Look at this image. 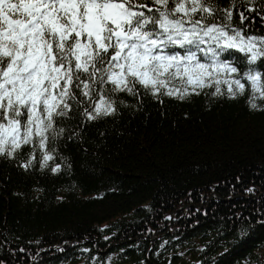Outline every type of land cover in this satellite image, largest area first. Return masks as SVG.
<instances>
[{"label":"trees","instance_id":"16d2710c","mask_svg":"<svg viewBox=\"0 0 264 264\" xmlns=\"http://www.w3.org/2000/svg\"><path fill=\"white\" fill-rule=\"evenodd\" d=\"M215 9L205 24L264 37V0ZM220 59L255 69L264 88V57ZM235 78L220 75V94L189 86L184 100L97 84L54 118L44 150L0 156V264H264V98L246 79L231 98L223 81ZM101 87L115 111L89 120Z\"/></svg>","mask_w":264,"mask_h":264},{"label":"snow or ice","instance_id":"6c2138e0","mask_svg":"<svg viewBox=\"0 0 264 264\" xmlns=\"http://www.w3.org/2000/svg\"><path fill=\"white\" fill-rule=\"evenodd\" d=\"M151 3L152 7L143 0H0V156L12 157L31 143L44 150L54 118L67 115L68 101L78 95L91 99L97 84L129 93L139 84L153 96L184 100L189 86L191 94L199 95L197 88L214 82V94H220V75L237 74L240 78L223 81L231 98L237 91L244 93L241 79L264 98L255 69L240 73L220 59L235 49L247 56L248 64H255L264 57V37L234 28L229 34L228 25L205 24L206 15L216 10L215 0ZM231 17L228 12L227 19ZM174 48L183 49V54L169 51ZM198 53H203L204 62ZM175 80L179 88L172 86ZM74 88L79 92L74 94ZM99 92L94 114L85 112L89 120L115 111L102 87ZM52 159L44 152L40 166L47 167ZM31 165L29 160L24 167Z\"/></svg>","mask_w":264,"mask_h":264}]
</instances>
